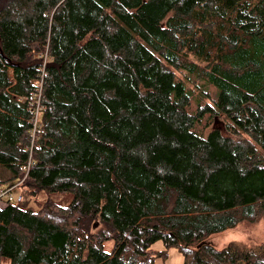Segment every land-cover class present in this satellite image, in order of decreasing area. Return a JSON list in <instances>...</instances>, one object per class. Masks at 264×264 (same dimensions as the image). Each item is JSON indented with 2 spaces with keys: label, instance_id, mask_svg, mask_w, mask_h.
<instances>
[{
  "label": "trees",
  "instance_id": "16d2710c",
  "mask_svg": "<svg viewBox=\"0 0 264 264\" xmlns=\"http://www.w3.org/2000/svg\"><path fill=\"white\" fill-rule=\"evenodd\" d=\"M175 70L215 98L191 112ZM22 180L48 199L0 207V264H264L207 242L264 215V0H0V189Z\"/></svg>",
  "mask_w": 264,
  "mask_h": 264
},
{
  "label": "rangeland",
  "instance_id": "374dc122",
  "mask_svg": "<svg viewBox=\"0 0 264 264\" xmlns=\"http://www.w3.org/2000/svg\"><path fill=\"white\" fill-rule=\"evenodd\" d=\"M191 60L194 61V58H191ZM175 73L186 82L188 89L191 92V112H196L200 105L205 103V101L210 103V100L206 97L208 93H211L215 98L216 92L214 91V88L203 78L198 77L196 74H189L187 71L175 70ZM208 123L209 119L205 117L200 123L198 130L207 134L213 129H219L224 135H232L222 117L215 118L210 124ZM19 191V188L15 191L16 198L19 195ZM22 194H25V200H28L29 206L33 207L35 210H39L41 205H43L48 199L47 194L44 193H40L37 196H30L24 190L22 191ZM53 197L57 202H60L64 206L67 205L71 199L70 196L65 195V197H63L60 201L58 200L60 197L58 193H55ZM5 205V202H0L1 208ZM233 241L241 242L249 247L263 244L264 215L260 214L255 221L242 220L236 227L214 234L207 239V242L211 243L218 249L227 246ZM114 245L115 241L109 240L106 242L105 249L110 251L113 249ZM164 248V243L161 240L157 241L153 245V249L156 251H163ZM183 260V255L176 248H172L169 250L168 257L166 259L158 257L155 264H183Z\"/></svg>",
  "mask_w": 264,
  "mask_h": 264
},
{
  "label": "built area",
  "instance_id": "2783aa9c",
  "mask_svg": "<svg viewBox=\"0 0 264 264\" xmlns=\"http://www.w3.org/2000/svg\"><path fill=\"white\" fill-rule=\"evenodd\" d=\"M39 108H40V95L38 96L36 114L34 115V118L32 119V122H33V129H32V135H31L32 144H35L39 140V138L45 133V129L43 125L40 123L42 117L40 116L41 112L39 111ZM29 168H30V164L27 169ZM23 180L14 185L1 188L0 189V202L6 203L7 201H14L16 199L15 191L22 184Z\"/></svg>",
  "mask_w": 264,
  "mask_h": 264
}]
</instances>
